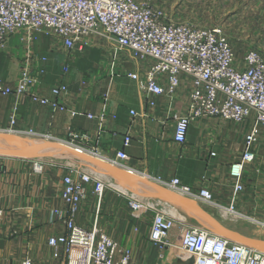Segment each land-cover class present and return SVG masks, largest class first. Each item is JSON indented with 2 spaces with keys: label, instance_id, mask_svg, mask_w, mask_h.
I'll list each match as a JSON object with an SVG mask.
<instances>
[{
  "label": "crops",
  "instance_id": "0c3cea01",
  "mask_svg": "<svg viewBox=\"0 0 264 264\" xmlns=\"http://www.w3.org/2000/svg\"><path fill=\"white\" fill-rule=\"evenodd\" d=\"M33 47L39 58L38 66L44 71L39 77V92L50 97L52 86L66 84L69 92L61 98L66 110H53L24 97L16 103L15 122L11 125L14 97L0 96V130L31 129L49 137L41 141L59 146H62L59 142L67 138L68 129L86 134L85 147L100 161L114 159L116 152L123 150L127 156L124 167L116 166L122 172L141 179L178 178L191 189L206 188L212 194L214 205L197 202L205 211L240 233L264 238V229L255 224L264 215V154L260 153L259 145L255 159L243 169V190L234 200L237 214L227 213L222 208L231 202L233 182L228 168L243 149L248 124L197 118L188 126L185 143L178 144L172 138V117L184 113L188 107L191 81L187 76H180L174 97L168 103L164 95H148L140 88L148 62L133 59L126 50L115 53L107 41L100 40L95 45L67 52L58 40L38 33ZM21 54L19 35L8 37L5 47L0 49V80L7 85H13L18 76ZM42 57L45 60H41ZM63 65L67 67L66 73L62 72ZM129 73H135L137 79L130 78ZM84 80L88 81L86 86L81 85ZM72 109L95 116L104 109L106 119L99 124L96 118L71 116ZM125 135L129 137L127 145L123 144ZM259 137L264 138V125L259 129ZM23 138V143L32 140L27 136ZM39 151H49L58 157L0 155L3 210L0 264H19L25 256L31 257L33 264H64L62 249L50 247L47 239L65 231L63 219L67 210L60 197L62 179L74 168H82L83 159L51 147H42ZM35 162L40 163V169L34 167ZM87 172L109 185L100 202L93 194L87 195L73 216L76 224L84 228L95 225L121 249L127 248L131 260L138 264H191L192 258L175 246L180 243L176 228L168 235L169 245L158 248L148 238L151 213L135 216L127 201L130 198L162 199L172 205L168 212L183 215L190 223L197 224L187 213L181 212V207L171 203L157 189L123 173H117L120 181L99 166L96 171ZM55 211L61 216L57 217Z\"/></svg>",
  "mask_w": 264,
  "mask_h": 264
},
{
  "label": "built area",
  "instance_id": "2783aa9c",
  "mask_svg": "<svg viewBox=\"0 0 264 264\" xmlns=\"http://www.w3.org/2000/svg\"><path fill=\"white\" fill-rule=\"evenodd\" d=\"M38 33L58 40L67 52L95 45L100 40L107 41L115 53L128 51L133 59L148 62L144 80L139 82L141 90L148 95H164L168 103L174 97L180 76H187L191 81L188 107L184 113L172 117V138L178 144L185 143L188 126L197 118H220L248 124L243 149L228 168L233 182L231 202L222 207L227 213L237 214L234 200L243 190V169L256 157L259 129L264 125V56L255 50H247L237 60L219 27L178 22L163 9L136 0H0V49L5 47L8 37L16 34L22 48L14 84L7 85L0 80V96L14 97L10 109L11 125L15 122L16 103L24 97L53 110H66L61 99L69 92L66 84L52 86L50 97L38 90L39 77L44 72L38 66L39 58L33 47ZM62 72H67L66 65L62 66ZM128 76L137 79L135 73ZM87 84L86 80L81 82L82 86ZM130 113L135 114L133 110ZM70 115L96 118L99 124L106 119L104 109L96 116L72 109ZM5 131L32 140L49 139L31 129L9 128ZM87 141L86 134L68 129L67 138L59 144L96 157L85 147ZM128 142L129 137L125 135L123 144ZM126 158L125 152L119 150L114 159L105 162L123 168ZM34 167L40 169L41 165L35 162ZM151 180L196 202L214 205L212 194L206 188L191 189L182 185L178 178ZM108 185L107 181L94 179L82 168H74L63 176L60 197L67 210L63 219L65 231L50 236L47 244L62 249L64 264H138L131 260L127 248L121 249L104 231L95 225L84 228L74 221L73 216L87 195L93 194L100 202ZM127 204L135 216L151 213L148 238L160 249L169 245L168 235L176 228L179 249L192 258L191 264H264L263 252L218 236L190 223L183 215L158 208L150 199L130 198ZM2 213L0 205V216ZM55 215L61 216L58 211ZM255 224L264 229V215ZM19 264H33V261L25 256Z\"/></svg>",
  "mask_w": 264,
  "mask_h": 264
},
{
  "label": "rangeland",
  "instance_id": "374dc122",
  "mask_svg": "<svg viewBox=\"0 0 264 264\" xmlns=\"http://www.w3.org/2000/svg\"><path fill=\"white\" fill-rule=\"evenodd\" d=\"M136 1L163 9L168 16L178 22L200 27H219L230 43L237 60H240L247 50H255L264 56V0ZM12 51L11 55H13ZM230 123L244 125V123H235L231 121ZM0 132L2 133L0 134L1 136L3 134L8 135L9 133L3 130H0ZM1 136L0 146L13 147V149L17 148L16 144ZM11 136L17 138L18 143H23L25 139L23 136L19 135L12 134ZM259 150L261 154H264V138L262 137L259 144ZM81 167L87 171H94L87 164H82ZM165 197L169 199L171 203H175L174 200L168 198V196ZM150 200L156 203L158 208L165 211H167V209H172V205L162 199L154 198ZM181 212L185 213L184 210H181ZM188 221H190L189 218ZM175 246H179V242H177V245Z\"/></svg>",
  "mask_w": 264,
  "mask_h": 264
},
{
  "label": "water",
  "instance_id": "95a60500",
  "mask_svg": "<svg viewBox=\"0 0 264 264\" xmlns=\"http://www.w3.org/2000/svg\"><path fill=\"white\" fill-rule=\"evenodd\" d=\"M11 135L12 134L8 133V135L3 134L2 136L1 135L0 136L16 144L17 148L12 150L0 148V155L22 156V157H45V156L58 157L56 156V154L49 151H39L42 149V147H51L72 153L83 159L82 164H87L85 163V161L91 163L87 165L92 167L94 171H96L99 166L103 168V171H105L107 174H109L110 176L114 177L117 180L121 181L117 173H123L128 177L142 181L151 188L157 189L158 193L168 196V198L174 200V202L179 207H181L185 211V213H187V215L191 219H193L197 224H199L201 227L207 229L208 231L218 236L226 238L231 242L238 243L264 253V238L249 236L226 226L221 221H219L211 214H209L207 211H205L202 208V206H200L194 200H191L188 197L180 195L171 190L164 189L160 186H154L150 179H144V178L141 179L135 175H132L130 172L129 173L122 172L118 168H116V166L111 165L109 163H105L104 161H100L94 156L77 153L75 150L65 148L62 146L59 147L58 144L46 143L45 141H41V140H28L25 143H18L17 139L13 138Z\"/></svg>",
  "mask_w": 264,
  "mask_h": 264
},
{
  "label": "bare ground",
  "instance_id": "6f19581e",
  "mask_svg": "<svg viewBox=\"0 0 264 264\" xmlns=\"http://www.w3.org/2000/svg\"><path fill=\"white\" fill-rule=\"evenodd\" d=\"M0 134H2L1 132H0ZM17 139V138H16ZM8 146V145H7ZM11 146V145H10ZM59 147H61V146H59ZM0 148H4V149H10V150H12L13 149V147H4L3 145L2 146H0ZM61 150V149H60Z\"/></svg>",
  "mask_w": 264,
  "mask_h": 264
}]
</instances>
